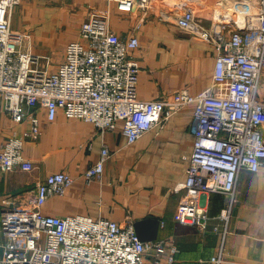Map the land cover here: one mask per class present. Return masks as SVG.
<instances>
[{
	"label": "built area",
	"instance_id": "built-area-1",
	"mask_svg": "<svg viewBox=\"0 0 264 264\" xmlns=\"http://www.w3.org/2000/svg\"><path fill=\"white\" fill-rule=\"evenodd\" d=\"M22 1L0 0V98L12 121L29 125L23 131L12 130L1 144L0 169L32 168L22 145L40 133V105L47 121L61 112L91 122L99 132L119 128L127 143L191 106L193 148L185 180L172 187L186 194L173 218L203 230L210 215L195 193L226 195L218 213L220 225L212 226L221 239L210 261L219 264L239 174L264 168V0H114L118 11L162 10L160 18H172L179 28L212 46L214 68L206 88L194 94L179 88L169 97L150 99L136 93L139 64L132 52L138 39L113 31L110 10H90L79 25L78 38L65 45L63 59L49 71L37 65L38 54L20 48L25 34L10 28L12 9ZM108 155L103 146L98 160L83 171L86 180L100 177ZM72 179L64 170L51 172L37 184L28 203L0 210V264L174 260L175 245L141 240L130 218L119 223L84 214L42 213L39 207L46 199L63 194ZM149 250L152 256L147 258Z\"/></svg>",
	"mask_w": 264,
	"mask_h": 264
},
{
	"label": "crops",
	"instance_id": "crops-1",
	"mask_svg": "<svg viewBox=\"0 0 264 264\" xmlns=\"http://www.w3.org/2000/svg\"><path fill=\"white\" fill-rule=\"evenodd\" d=\"M105 8L110 10L115 33L138 39L132 52L139 64L138 98L169 97L179 88L194 94L209 85L214 68L212 46L179 28L172 18H160L163 12L159 9L142 14L136 8L116 10L114 0H23L12 9L10 28L25 34L20 48L38 54L37 65L51 71L63 59L65 45L78 38L87 13ZM191 111V106L182 108L127 143L119 128L99 132L91 122L61 112L47 121L40 105V133L36 139H24L22 145V154L31 160L32 168L0 169V210L28 203L46 175L64 170L72 182L63 194L46 199L39 207L42 213L84 214L119 223L130 218L141 240H164L177 247L174 260L163 258L162 264H212L221 239V232L212 226L220 225L218 213L226 195L195 193L210 215L203 230L173 218L179 199L186 194L184 189L174 192L172 187L186 177L193 148ZM28 125L27 121H12L0 98V146L12 130L23 131ZM103 146L109 155L102 173L86 180L83 171L98 160ZM233 199L219 264H264V168L242 170ZM145 256L150 258L152 251Z\"/></svg>",
	"mask_w": 264,
	"mask_h": 264
}]
</instances>
